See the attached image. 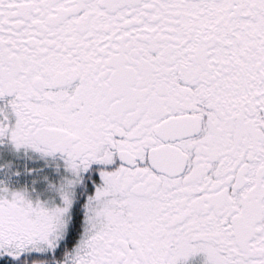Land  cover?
I'll use <instances>...</instances> for the list:
<instances>
[{"label": "snow or ice", "instance_id": "obj_1", "mask_svg": "<svg viewBox=\"0 0 264 264\" xmlns=\"http://www.w3.org/2000/svg\"><path fill=\"white\" fill-rule=\"evenodd\" d=\"M0 264H264V0H0Z\"/></svg>", "mask_w": 264, "mask_h": 264}]
</instances>
